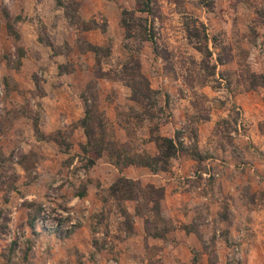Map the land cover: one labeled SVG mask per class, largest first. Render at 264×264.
Here are the masks:
<instances>
[{
    "label": "rangeland",
    "instance_id": "374dc122",
    "mask_svg": "<svg viewBox=\"0 0 264 264\" xmlns=\"http://www.w3.org/2000/svg\"><path fill=\"white\" fill-rule=\"evenodd\" d=\"M46 227L58 264H264V0H0L8 262Z\"/></svg>",
    "mask_w": 264,
    "mask_h": 264
},
{
    "label": "crops",
    "instance_id": "0c3cea01",
    "mask_svg": "<svg viewBox=\"0 0 264 264\" xmlns=\"http://www.w3.org/2000/svg\"><path fill=\"white\" fill-rule=\"evenodd\" d=\"M58 69V68H57ZM69 103L68 102H66V104H64V106L67 108L66 110H71V111H73L74 110V112L75 113H77L78 111L76 110V103H77V101H73V100H71V99H69ZM235 101H238L237 103H239V101H241V97H236L235 98ZM227 109L228 110H230V106L229 107H227ZM65 111V110H64ZM43 118H45L44 116H43ZM41 120H42V118L40 119V122H41ZM212 123H214V121L213 120H210V121H208V125H212ZM215 125V124H214ZM81 128V127H80ZM81 132V130L79 129V130H76V134H78V133H80ZM172 137V136H171ZM249 137V136H248ZM173 138V137H172ZM175 140H176V137L174 138ZM78 147H79V145L78 144H76ZM58 151V154L56 153V154H50V155H46V157H44V159L46 158V160H47V162L49 161V159L48 158H50V159H52V158H59L58 160H61L63 157H65V156H68L65 152H62V151H60V150H57ZM181 159V158H180ZM178 160V159H177ZM177 160H175V161H177ZM51 161V160H50ZM99 163H102V159H98L94 164H93V166H96L97 164H99ZM48 164L46 163V166H44L45 167V169H42V171L40 172V174H41V176H46L47 174L49 175V169L47 168L48 166H47ZM174 165H178V164H174ZM181 167V166H180ZM129 169H131V168H129ZM127 170L128 169H126V170H122L121 171V173H120V175L121 176H123V177H128V178H131V177H133L132 176V170H130V174H129V172H127ZM167 173V172H166ZM36 174H39V172L38 173H36ZM104 175H106L105 174V172L103 173ZM163 175H166V174H163ZM102 177H103V175H102ZM164 177V176H163ZM163 177H161V178H163ZM167 179V178H166ZM37 181H38V183L41 181V177H40V179H37ZM34 186L36 185V180H35V182L34 183H32ZM165 185H167V184H165ZM50 186H51V184H50ZM96 188V187H95ZM36 189V190H35ZM34 190H33V192H31L32 194H29V195H26V196H32V199L33 198H35V197H37V194H36V191H37V188H35ZM43 192L45 191H48V189H46L45 187L43 188V190H42ZM165 193H167L168 195H174V197H178L177 195L179 194V193H181V192H179V191H176V190H173V189H171V185L168 183V185L166 186V188H165ZM99 192V189H96V194ZM99 195V194H98ZM168 195H166L167 196V198H168ZM49 199V200H48ZM47 200H48V202H46V205H49L50 204V201H51V199H50V197L48 198ZM44 204V203H43ZM21 209H23V208H21ZM19 210V213H23L24 212V209L23 210ZM17 213L18 212H14V213H10V215L9 216H12V220L10 221V224L11 225H13V226H15V224L17 223V221H16V217H17ZM25 213H27V211L25 212ZM27 219H28V217H26L25 218V221H27ZM82 225H80V227L79 228H77L76 230H74L73 232H76L77 234H79L85 227L83 226V227H81ZM38 231V230H37ZM71 234H72V232H70ZM41 234V236H42V238H46V239H49V240H53V241H55V242H53V243H51L50 245L49 244H45V245H43L42 247L44 248L43 250H41V252H40V256H43V260L42 261H44V262H42V261H38L37 262V264L39 263L40 264V262H42V264H58L59 263V261L58 262H56L54 259L55 258H57V254H59L60 256H63V254L65 255V256H67V254H68V251L67 250H65V249H63L62 247H63V241L65 240V239H68V237L69 236H71V234H69V236H67L66 238L65 237H62V236H60V233H59V230H56V228H55V230H53L52 228H48V227H46L44 230H42V232L40 233ZM72 238V237H71ZM0 242H1V237H0ZM41 242L39 241V244H40ZM80 247V246H79ZM88 249V248H87ZM5 253V251H4V249L0 246V264H11V263H9L8 262V257L4 254ZM33 252H31L30 253V255L28 256L29 257V259H28V264H33V263H35L34 261L36 260V258L38 257V258H40V256H35V254H32ZM57 253V254H56ZM64 256V257H65Z\"/></svg>",
    "mask_w": 264,
    "mask_h": 264
},
{
    "label": "trees",
    "instance_id": "16d2710c",
    "mask_svg": "<svg viewBox=\"0 0 264 264\" xmlns=\"http://www.w3.org/2000/svg\"><path fill=\"white\" fill-rule=\"evenodd\" d=\"M148 7H149V5H148ZM124 25H125V23H123ZM94 50L97 52L99 49L98 48H94ZM94 51V52H95ZM89 115V114H88ZM92 121L93 120H90L89 121V118H88V116L86 117V118H84L82 121H81V126H83V128L85 129L86 128V130H87V134H90L91 133V129H92ZM166 141V148L167 149H169V150H175V147H174V145H173V141L172 140H165ZM90 145H91V143H89ZM90 154H92V153H90ZM101 157H100V155L99 154H96L95 156H90V164L91 165H93L98 159H100ZM128 163V165H132V164H135L134 162H127ZM142 164V163H141ZM127 165V166H128ZM144 167H149V168H151L150 167V164H142ZM155 171H156V169H155ZM123 182H126V181H124V180H122ZM121 181V182H122ZM35 219V216L33 217V216H31V224H32V221Z\"/></svg>",
    "mask_w": 264,
    "mask_h": 264
},
{
    "label": "built area",
    "instance_id": "2783aa9c",
    "mask_svg": "<svg viewBox=\"0 0 264 264\" xmlns=\"http://www.w3.org/2000/svg\"><path fill=\"white\" fill-rule=\"evenodd\" d=\"M206 175L211 176L212 173H211V172H208V174H206ZM192 177L194 178V177H196V175H193ZM181 179H184V178L181 176ZM44 213H45V212H44ZM44 213H43L42 215H44ZM44 216H45V215H44ZM38 222H39L40 224H44V222H43L42 219H41V220H38ZM45 224H46V223H45Z\"/></svg>",
    "mask_w": 264,
    "mask_h": 264
}]
</instances>
